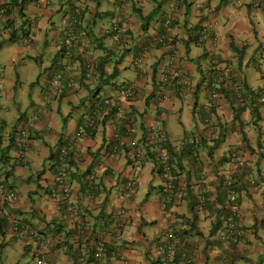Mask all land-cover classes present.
Here are the masks:
<instances>
[{"label": "crops", "instance_id": "0c3cea01", "mask_svg": "<svg viewBox=\"0 0 264 264\" xmlns=\"http://www.w3.org/2000/svg\"><path fill=\"white\" fill-rule=\"evenodd\" d=\"M5 1L0 179L17 198L0 208V264L40 258L47 264H264V106L258 101L264 89V0L259 9L251 7L253 0ZM80 9L83 34L69 64L62 41L70 14ZM170 13L176 19L172 45L152 48L159 20ZM115 23L126 30L121 43L112 35ZM212 61L242 83L244 110L234 111L229 93L211 101ZM175 73L182 88L162 81ZM130 85L135 94L124 98ZM106 98L118 99L119 109L102 108L97 128L68 145L70 176L60 194V148ZM154 124L163 128L177 168L179 190L167 208L157 163L161 146L150 138ZM115 142L120 149L108 157ZM135 153L143 158L137 173L130 170ZM201 174L203 188L197 185ZM130 178L134 188L128 192ZM232 190L239 207L237 239H226ZM14 224H29L43 241L20 237ZM170 232L178 250L173 262H164L159 247L165 248ZM99 242L105 254L98 261L93 255Z\"/></svg>", "mask_w": 264, "mask_h": 264}, {"label": "built area", "instance_id": "2783aa9c", "mask_svg": "<svg viewBox=\"0 0 264 264\" xmlns=\"http://www.w3.org/2000/svg\"><path fill=\"white\" fill-rule=\"evenodd\" d=\"M124 2L126 0H123ZM5 3L3 0H0V13L4 14L6 11V6H4ZM241 2H236V6H241ZM251 7L253 9H259L260 8V3L259 0H253L251 3ZM79 13V11H76V13ZM175 16L173 13L167 14L163 19L162 22H160L161 27L163 28L164 31V35L165 34H169L170 36H172L173 34V25L175 22ZM75 19H72L71 23H69L68 25V29L67 31H65V36H64V40H63V44L66 48V52H65V56L66 59L69 62V58L71 56V49L72 46L74 44V35H73V29H72V25L74 24ZM114 31L116 32V39L118 40H122L124 38V34L122 33L121 28L119 27L118 24H115L113 27ZM206 34V30L202 29L200 31V37L204 38ZM163 35V36H164ZM163 39V37H161V40ZM200 39V38H199ZM27 43V42H26ZM142 61L141 57L138 58V60L136 61L137 63H140ZM212 65L214 66L215 69V82H217L214 85V88L211 90L210 92V98L217 104L224 96L223 93L218 92L217 88H218V83H220L221 81L224 83V87L227 89L230 87L231 90V96H233V98H238L240 99V103L241 100L243 98V89L242 86H240V82H235V85H233L232 81L234 80V75L231 74V70L228 67L223 66L224 64H221L217 61H212ZM177 77H180L178 75H176ZM175 76V77H176ZM174 77V78H175ZM176 79V78H175ZM174 79V80H175ZM218 79V80H217ZM61 80V74L57 75L54 80H53V84L55 86H57V84L60 82ZM177 80V79H176ZM180 81V85L181 88L183 87V79H179ZM163 81L167 82L168 81V76H163ZM135 94V87L130 85L127 87L123 88V97L124 98H132ZM163 99V98H162ZM164 99L169 100L168 96H165ZM118 99L116 98H106L103 100H98L97 103L95 104L94 108H93V112L90 111V115L88 117V119H86V121L82 124L79 125L76 135L75 137L71 139L72 143H75L77 141H79L80 139H83L85 136L87 137L88 133L91 130H94L96 128V119L98 118V113L101 111L102 108L105 107H116L119 105L118 103ZM258 101L261 105L264 106V89H262L259 92V96H258ZM127 135H129L131 133V130H127L126 131ZM151 134H152V140L157 144V143H161L162 137V131L160 129V127H158V125L154 124L151 127ZM118 139H119V135H117ZM119 143L115 142L113 143L109 148H107V152L106 154H108V157H115L117 155V152L119 151ZM68 148H62V150H60V158H64L67 159L68 157ZM130 168L131 171L134 173H137L139 171L142 170L143 168V160L141 157L140 153H135V155L133 154V160L130 164ZM160 171H161V175L164 179V197H163V201H162V207L163 208H167L173 201V197L174 194L176 193V177L175 175L172 174L171 172V166H170V162H169V157L168 155H163L162 157H160V165H159ZM68 171H67V167L65 164H61L60 166L57 167V172H56V181H57V185L59 187L58 192L60 194H65V192H67V181H68ZM252 184H254V181L251 182ZM134 186V180L133 179H129L128 182L126 183L125 189L130 192L133 189ZM17 198V193L15 190L10 189L6 186H4L1 183L0 180V208H3L6 204H10L12 202H14ZM229 214L226 216V225H225V231H224V237L226 239H237V231H236V216L238 215V202H237V198L235 193H231L230 197H229ZM17 225V224H16ZM22 231H26L28 228L26 227V225H21L20 226ZM167 239H168V243L165 246V248H160V251H163L165 254V261L164 262H173L174 261V257L176 255V252L178 250V240L177 237L175 236V234L173 233H169L167 235ZM103 248H104V243L103 242H99L97 244V248H96V258L97 259H101L103 256ZM35 264H45L44 259H38L36 260Z\"/></svg>", "mask_w": 264, "mask_h": 264}, {"label": "trees", "instance_id": "16d2710c", "mask_svg": "<svg viewBox=\"0 0 264 264\" xmlns=\"http://www.w3.org/2000/svg\"><path fill=\"white\" fill-rule=\"evenodd\" d=\"M25 1V0H24ZM122 3H125L126 1H128V0H126L125 2L123 1V0H120ZM259 3H260V8H261V6H262V0H259ZM7 12H8V8H7ZM6 12V13H7ZM82 14H83V11H79V13L77 12H72L71 14H70V23H71V21H72V19H75V22H74V24L72 25V31H73V35H74V44H73V46H72V49H71V56H70V58H69V64H70V62L73 60V58H74V55H75V52H76V47H77V43H78V40H79V38H80V36H82V34H83V32L81 31V29H82V24H80V19H81V17H82ZM5 15V14H4ZM164 18V17H163ZM162 18V19H163ZM162 19H160L159 21L160 22H162ZM117 24V23H116ZM114 25V24H113ZM112 25V28L114 27ZM160 25V24H159ZM174 26V25H173ZM120 28H121V26H119ZM160 28H161V32L157 35V37H156V40L155 41H153L152 43H150V46L152 47V48H164L165 46H171L172 45V43H171V36L169 35V34H165L164 35V31H163V28L161 27V25L159 26ZM144 28V27H143ZM67 29L68 28H66V30L65 31H67ZM85 33V32H84ZM112 35H114V37L116 36V32L114 31V29L112 30ZM164 35V36H163ZM161 37H163V39L161 40ZM115 40H116V42L117 43H121L123 40H124V38L122 39V40H118V39H116V37H115ZM61 51H62V56H63V58L64 59H66V56H65V52H66V48H65V46H64V44H63V42H62V48H61ZM172 56H173V58L175 59V58H178L177 57V52H176V50L175 49H172ZM144 56H145V53L143 54L142 53V55L140 56L141 57V59H142V61L140 62V63H138V65L139 64H142L143 63V59H144ZM140 57H138V58H140ZM172 58V59H173ZM67 60V59H66ZM138 60V59H137ZM136 60V61H137ZM137 63V62H136ZM64 66V65H63ZM63 66H62V69H63ZM66 68V67H65ZM62 69L60 70V71H58L57 73L58 74H56V76L57 75H60L61 74V80H62V78H63V75H64V72L65 71H62ZM215 71L213 70L212 72H211V78H210V82H209V94H210V92H211V90L214 88V85L217 83V82H215V74H213ZM231 74H233L232 72H231ZM55 76V77H56ZM164 76H168V83L170 82V83H173L174 84V87L176 88V86H177V88L179 89V87L181 88V85L179 86V83H178V81H180L179 79H181V77H177L176 76V73L175 74H168V75H164ZM176 76V77H175ZM54 77V78H55ZM177 79H175V78ZM175 79V80H174ZM54 80V79H53ZM61 80H60V82H61ZM218 80V79H217ZM162 81H163V76H162ZM234 81L235 82H237L238 80H236V78L234 77V80L232 81V83H233V85H235V83H234ZM53 82V81H52ZM60 82L57 84V85H59L60 84ZM239 82V81H238ZM178 83V84H177ZM219 85H218V88H217V91L218 92H221V93H223L224 95L225 94H227V93H229L230 95L232 94L231 93V90H230V87L229 88H225L224 87V83L221 81L220 83H218ZM240 86H242V89H243V85H242V83H240ZM177 91H179V90H177ZM259 95V94H258ZM226 97V96H225ZM232 97V102H233V105L235 104V106L233 107L234 108V111L236 112V113H238V111H240V110H244L245 108H246V103H247V94L245 93V91H244V89H243V98H242V100H241V103L239 102L240 101V99H238V98H233V96H231ZM222 99H224V96H223V98ZM221 99V100H222ZM211 101L213 102V103H215L212 99H211ZM216 104V103H215ZM94 107V106H93ZM112 108H116V109H119V105L118 106H116V107H112ZM91 111L93 112L94 110L91 108ZM123 119H125V117H122ZM125 121H128V120H126L125 119ZM157 125V124H156ZM160 127V129H161V131H162V134H161V136L163 135V137H162V140H161V143H157V144H159V146H161L160 147V152H159V155L157 156V163H158V166L160 165V157H162L164 154L165 155H168V157H169V162H170V166H171V172H172V174L173 175H175V177H176V193H177V191L179 190L178 189V185H177V168L175 167V165L173 164V158L171 157V152H169L170 151V146H169V144H168V142L166 141V138L164 137V130H163V128L161 127V126H159ZM131 128V126H130V124H129V121L127 122V126H126V128H125V131H127V130H131L130 129ZM150 135H151V137L150 138H152V134L150 133ZM152 140V139H151ZM153 141V140H152ZM66 144H67V146L66 145H64V146H62L61 148H60V150H62V148H69L68 147V145H72V144H74V143H72L71 142V140H66V142H65ZM24 150H22V151H20V152H18V154H19V156L20 157H23V155H24ZM69 155H68V157H67V159H64V158H58V160H57V163L55 164V167L57 166H60L61 164H65L66 165V167H67V171H68V174H69V176H70V171H69V169H70V165H71V163H72V161H70L69 159H70V152L68 153ZM190 155H192V156H194L193 155V152L192 151H190ZM59 156H61V154H59ZM142 157V156H141ZM143 159V158H142ZM132 160H133V157H132ZM132 162V161H131ZM56 170V172H57V168L55 169ZM158 170H159V172L161 173V171H160V168L158 167ZM199 179H198V183H197V185L198 186H200L201 188H203L204 187V180H201V178H203V175L201 174V176L200 177H198ZM1 180V183L4 185V186H6V187H8V188H10V189H13V190H15L12 186H10L9 184H7V182L6 181H4V180H2V179H0ZM133 188H134V186H133ZM229 190H230V188L228 189V192H229ZM234 193V191L232 190V191H230V193H229V197H230V194L231 193ZM176 193L174 194V196L176 195ZM236 195V194H235ZM174 198V197H173ZM236 198H237V196H236ZM199 200H200V202L202 203V204H204L205 203V201H206V199H205V193L203 192V191H201V193H200V196H199ZM238 201V200H237ZM6 205H8V204H6ZM5 205V206H6ZM4 206V207H5ZM229 206H230V204H229ZM21 225H16V224H14V228H13V230L16 232V234H18L20 237H22V238H26V237H28V238H32V239H34V241H36L37 243L40 241V242H42L43 240H42V238H41V236H40V234L39 233H37L34 229H33V227L32 226H30L29 224H27L26 225V227L28 228L26 231H22L20 228ZM0 232L2 233V228H1V225H0ZM96 248H97V245H96ZM96 248H95V251H94V255H93V257H94V259L95 260H102V258H103V256H104V254H105V244H104V248H103V256H102V258L101 259H97L96 258V256H95V254H96ZM40 259H42V258H40ZM36 260H38V259H36ZM36 260H35V262H36ZM45 261V264H47V262H46V260H44ZM35 264V263H34Z\"/></svg>", "mask_w": 264, "mask_h": 264}, {"label": "rangeland", "instance_id": "374dc122", "mask_svg": "<svg viewBox=\"0 0 264 264\" xmlns=\"http://www.w3.org/2000/svg\"><path fill=\"white\" fill-rule=\"evenodd\" d=\"M163 7H165V6H163ZM121 30H122V33L125 35L126 30H124V28H121ZM63 40H64V38H63ZM62 42H63V41H62ZM89 115H90V112L87 114V116L85 117L84 121L80 123V125H82V124L86 121V119H88ZM98 119H99V118L96 119V125H95L96 128H97ZM78 127H79V126H78ZM176 127H177V126H176ZM96 128H95V129H96ZM179 128H181L180 131L182 132V130H183L182 128H183V127L180 126ZM76 132H77V130H76ZM76 132L72 135L73 138L75 137ZM90 132H91V131H90ZM90 132H89V133H90ZM89 133H88L87 135H89ZM72 137H69L67 140H68V141L71 140ZM84 138H86V136H85ZM29 259H30V257H29Z\"/></svg>", "mask_w": 264, "mask_h": 264}, {"label": "clouds", "instance_id": "9594fccd", "mask_svg": "<svg viewBox=\"0 0 264 264\" xmlns=\"http://www.w3.org/2000/svg\"><path fill=\"white\" fill-rule=\"evenodd\" d=\"M3 1H4V3H5V5H4V6H6V11H5V13H4V14H6V12H7V6H8V5H7V3H6V1H5V0H3ZM80 11H81V9H80ZM4 14H1V13H0V15H4ZM115 24H116V23H115ZM115 24H114V25H115ZM159 24H160V23H159ZM114 25H113V26H114ZM112 30H113V28H112ZM124 37H125V36H124ZM77 129H78V128H77ZM130 164H131V163H130ZM130 170H131V169H130ZM133 173H134V172H133ZM130 179H133V178H130ZM133 180H134V179H133ZM237 202H238V201H237Z\"/></svg>", "mask_w": 264, "mask_h": 264}]
</instances>
